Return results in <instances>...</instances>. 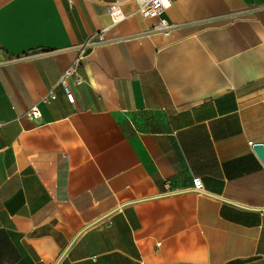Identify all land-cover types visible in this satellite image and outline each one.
I'll return each mask as SVG.
<instances>
[{"label":"crops","instance_id":"crops-1","mask_svg":"<svg viewBox=\"0 0 264 264\" xmlns=\"http://www.w3.org/2000/svg\"><path fill=\"white\" fill-rule=\"evenodd\" d=\"M112 1L0 0V264H264V0Z\"/></svg>","mask_w":264,"mask_h":264},{"label":"built area","instance_id":"built-area-1","mask_svg":"<svg viewBox=\"0 0 264 264\" xmlns=\"http://www.w3.org/2000/svg\"><path fill=\"white\" fill-rule=\"evenodd\" d=\"M124 1L125 0H114L110 2L107 6V13L111 18L112 26L121 23L128 17V14H126V12L123 9ZM136 3H137V12L139 14H141L144 18L155 20L152 28L150 29V33L157 32V33L169 35L171 30L173 29V25L166 17V11L170 5V0H167L166 3L164 2V0H136ZM104 31L105 29L77 46L79 50L78 56L75 58L71 66L64 72V74L61 77L60 82L64 87L67 100L72 104L75 103L76 97L74 92L71 90L70 86L68 85V78L74 77L76 83L78 84H81L83 82V79L77 73L76 68L78 64L81 62V60L85 58L86 52L88 50H91L97 46H100L108 42V40L105 37ZM55 99H56V95L50 94L45 98H43V102L49 103L50 101ZM41 116H42L41 111L38 108V106H33L27 112L28 119L32 121L39 120ZM250 144L252 145V142H250ZM192 182H193V187L198 192L201 193L205 192L204 184L200 177L198 176L194 177Z\"/></svg>","mask_w":264,"mask_h":264},{"label":"water","instance_id":"water-1","mask_svg":"<svg viewBox=\"0 0 264 264\" xmlns=\"http://www.w3.org/2000/svg\"><path fill=\"white\" fill-rule=\"evenodd\" d=\"M253 148L262 163L264 164V144H255Z\"/></svg>","mask_w":264,"mask_h":264},{"label":"snow or ice","instance_id":"snow-or-ice-1","mask_svg":"<svg viewBox=\"0 0 264 264\" xmlns=\"http://www.w3.org/2000/svg\"><path fill=\"white\" fill-rule=\"evenodd\" d=\"M164 2L166 3V2H167V0H164Z\"/></svg>","mask_w":264,"mask_h":264}]
</instances>
